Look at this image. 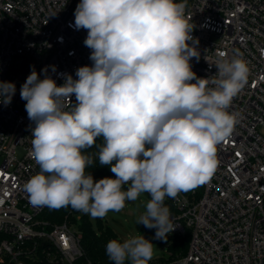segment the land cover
Returning <instances> with one entry per match:
<instances>
[{"label":"clouds","instance_id":"9594fccd","mask_svg":"<svg viewBox=\"0 0 264 264\" xmlns=\"http://www.w3.org/2000/svg\"><path fill=\"white\" fill-rule=\"evenodd\" d=\"M186 7L187 0H80L74 27L87 31L92 65L59 86L33 69L20 89L34 122L30 155L39 166L23 185L33 206H70L104 218L147 193L139 224L161 240L175 229L165 198L195 189L216 171L217 145L238 123L228 109L250 74L238 50L219 54L212 77L192 71L190 60L200 54ZM15 91L14 83L0 81V102L10 104ZM98 138L99 164L115 178L86 174L94 158L84 150ZM106 254L114 264H149L154 245L143 235L112 239Z\"/></svg>","mask_w":264,"mask_h":264},{"label":"built area","instance_id":"2783aa9c","mask_svg":"<svg viewBox=\"0 0 264 264\" xmlns=\"http://www.w3.org/2000/svg\"><path fill=\"white\" fill-rule=\"evenodd\" d=\"M79 2L0 0V81L16 88L10 104L0 102V264H79L85 255L76 224H51L41 217L46 206H33L24 191L39 166L30 155L34 122L20 96L33 69L59 86L92 65L87 31L74 27ZM185 16L198 41L200 57L190 60L198 77L214 76L219 54L236 50L250 74L228 109L238 123L217 145L216 171L165 198L173 232L190 231L191 238L185 254L157 264H264V0H187Z\"/></svg>","mask_w":264,"mask_h":264},{"label":"trees","instance_id":"16d2710c","mask_svg":"<svg viewBox=\"0 0 264 264\" xmlns=\"http://www.w3.org/2000/svg\"><path fill=\"white\" fill-rule=\"evenodd\" d=\"M102 143V138H98L93 147L84 150L85 155H91L94 158L93 164L86 168V174L90 173L94 180H99L104 177L115 178V175L111 172L109 166H102L99 164L98 150ZM127 187L128 185L124 186V188ZM166 205L172 208L171 203L167 202ZM77 216H79V218H77ZM41 217L49 221L51 224L61 223L67 219H69L70 223H75L76 225L78 224L82 233L81 244L85 251V255L79 261V264H88L89 261L92 264L114 263L109 260L106 254V244L112 239H118L117 235L110 227L105 228L101 226L99 230L94 229L86 214H81L80 211H77L70 206L60 209H51L46 207L42 212ZM97 219L102 220V218ZM190 238V231H187L184 234L175 233L169 245L168 255L152 262L151 264H157L185 254L188 249Z\"/></svg>","mask_w":264,"mask_h":264},{"label":"rangeland","instance_id":"374dc122","mask_svg":"<svg viewBox=\"0 0 264 264\" xmlns=\"http://www.w3.org/2000/svg\"><path fill=\"white\" fill-rule=\"evenodd\" d=\"M261 132L264 134V129ZM148 200H150V196L147 193L141 194L136 201H126V206L123 210L120 212L110 211L102 220L93 218L89 214L86 215L94 229L99 230L101 226L105 228L110 227L121 241L140 235L150 240L154 245V256L149 262L151 264L168 255L169 245L175 233L173 231L170 232L166 240L156 239V229H149L143 224H139V218L146 212V203ZM80 213L85 214L83 212ZM75 230L80 231L78 224L75 225ZM125 264H130V261L126 260Z\"/></svg>","mask_w":264,"mask_h":264},{"label":"water","instance_id":"95a60500","mask_svg":"<svg viewBox=\"0 0 264 264\" xmlns=\"http://www.w3.org/2000/svg\"><path fill=\"white\" fill-rule=\"evenodd\" d=\"M98 264H104V263H98ZM109 264H114V263H109Z\"/></svg>","mask_w":264,"mask_h":264}]
</instances>
